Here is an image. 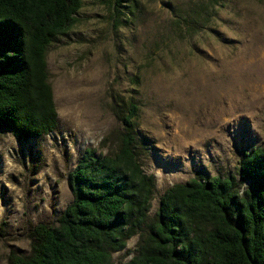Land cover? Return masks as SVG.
Listing matches in <instances>:
<instances>
[{
  "label": "rangeland",
  "instance_id": "rangeland-1",
  "mask_svg": "<svg viewBox=\"0 0 264 264\" xmlns=\"http://www.w3.org/2000/svg\"><path fill=\"white\" fill-rule=\"evenodd\" d=\"M137 1L131 13L128 0H83L76 27L52 42L55 132L19 142L0 131V264L28 254L30 231L72 203L69 175L83 153L115 149L104 141L122 130L111 110L118 93L141 107L140 161L156 183L150 217L176 184L239 180L244 154L264 146V0H223L207 31L187 39L173 33V10L194 0ZM136 76L141 86H131ZM138 242L114 264L130 261Z\"/></svg>",
  "mask_w": 264,
  "mask_h": 264
},
{
  "label": "trees",
  "instance_id": "trees-1",
  "mask_svg": "<svg viewBox=\"0 0 264 264\" xmlns=\"http://www.w3.org/2000/svg\"><path fill=\"white\" fill-rule=\"evenodd\" d=\"M122 1L113 3L119 8ZM128 1L134 13L138 1ZM222 2L194 0L174 9L173 33L187 39L207 31ZM82 7L83 0H0V131L19 142L59 127L47 55L76 27ZM132 81L141 86L139 77ZM111 110L122 130L104 143L114 141L115 149L83 153L69 175L72 203L55 224L35 226L30 252H12L8 264H114V254L135 236V254L124 264H264V146L244 154L239 180L176 184L150 217L156 183L140 161V104L118 93Z\"/></svg>",
  "mask_w": 264,
  "mask_h": 264
}]
</instances>
